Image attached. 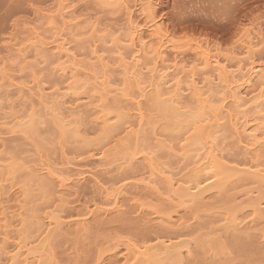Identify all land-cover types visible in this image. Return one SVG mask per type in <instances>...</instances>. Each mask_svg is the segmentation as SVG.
I'll list each match as a JSON object with an SVG mask.
<instances>
[{"label":"bare ground","instance_id":"6f19581e","mask_svg":"<svg viewBox=\"0 0 264 264\" xmlns=\"http://www.w3.org/2000/svg\"><path fill=\"white\" fill-rule=\"evenodd\" d=\"M56 1L59 3V5H62V8L60 6L59 11L56 14L54 13V15L57 16V18H56V16L54 18V15H53V17H49V18L58 19V17H59L60 21H59V19L55 20V21H56V25H57V23H58V25L60 23V27L57 25L58 27L55 28L54 27L55 25L53 22L52 25H54L53 26L54 31H53L51 38H50V39H52V41L47 42V43H50L49 46L51 45L48 48L49 50L51 48L50 54L48 56L50 57V60L53 63L58 62L57 63L59 65L58 67H60L58 69L60 72L59 75H61L59 77H61V78H62V76L64 77V80L61 78H60V80H63L62 82L66 83L67 80H70L71 78L73 79V76L76 74V72L78 74V72L80 70V69H78V71H77V68H78L77 65L78 64L74 58L75 56H73L72 53L70 54L71 50H69L68 45H71V42H70L71 40L69 38H65L67 36L66 35L67 30H69L68 32L71 34L70 35L68 33L69 37H71L72 34L74 35L77 32H74V27L73 28L70 27V26H72V22H73L72 19L73 18L71 15H69V13H72V12H69V10L67 11V8H69V7H65L63 5V0H56ZM99 1L101 3H103V2H106L107 0H99ZM113 1H114V5H115V3L119 2L120 0H113ZM125 1H127V0H125ZM133 2L136 4V5H134L132 3L134 6L133 8L135 10L132 9L131 5H129L130 8L126 7L124 5L126 3L123 2L124 3L123 4L124 10H126V16H125L126 21H127L126 25L129 29L130 33L128 35L126 34L127 35L126 39L122 38V39H125L124 41H122V39H118V38H114L115 40H113V39L111 40L112 43L117 44L116 46H114V48L117 47V49H115V50H119L122 48L123 50L126 49V51H127V53H125V51L122 52L125 55H123L122 53L119 54L120 62H121V65L119 66L120 72L118 71V65L116 66V68H117L116 70L119 73V75H117V77L118 76L119 77L118 78L116 77L117 79H114V80L106 81L107 79L105 77H107L106 74L110 71V69H108V68H107V70L102 69L103 70L102 72L100 70V72H101L100 78H98L99 76L96 75L97 77L95 78V80H93L94 84L91 83V85H94V87L91 86V87H93V89L91 87L89 88L93 91L92 92L93 95H91V97L94 96V99L97 102H100L101 104L106 105V103H108L107 100L111 99L109 97H113L112 102L114 104H116V107L113 104L114 107L112 106V108H113L112 110L109 109L110 111H107V109H106L105 113H103V111H102V113H103L102 117L99 114L100 115L99 117H101V122H99L101 127L100 126H99L100 128L98 127L99 128L98 132H100V133H97L98 136L96 135L97 137L95 139H93V138L90 139L91 137L88 136L87 133H85V131L83 130L84 128L83 129L81 128V126L83 124L81 125V123L78 121L80 119H77L78 118L77 115L79 116L80 110H79V112L75 113L71 109L75 110L76 108H69V106L67 107V102L71 98L68 99L67 101L63 100V98L66 97L67 95H69L71 93L72 89H71V87H65L66 85L64 87H62L64 84L61 86L62 83H60L61 81H58L59 79L56 80L58 82H56V81H54V82L57 83V86L60 85L62 88L56 89V87H55V89L57 90V92L55 90V92H56L55 95L52 93V92H54L53 90H51L52 92L46 91V93H45V89L44 90L41 88L36 89V87H35L34 90L36 89V91H34L33 86H30L32 88H26V91L24 90V93L21 89V92H22L23 96H25V94H27V98L29 100H31V101H29L30 104L34 101L32 99L35 98L36 101H34L33 103L36 105L38 104L40 106L39 107L40 109L42 107V110L43 111L45 110L46 113L48 111L47 115L45 113H42V114H43V116L44 115L48 116V117L51 116L50 120L52 122H54L55 126L54 125L53 126L55 127V129L57 130V128H58L57 132H59V133L61 132L63 137L60 134H59V136L62 137V140H63L65 134L69 135L71 137L72 141L74 140L77 144H79V149H81V150H78V151H81V152H79V155H82V156L84 155V156H87V158L95 160L97 167H100V168L101 167H108V166L112 165L113 163H116L120 160V161H122V163H119L120 162L119 161L118 162L119 164L116 167L114 164L113 167H115L117 171L119 169H122V168L124 169L125 166L128 168L130 161L134 160V157L137 154L141 153L139 155H141V157H142L141 159L144 162L143 164L145 165V168L147 169V173H148L147 175L148 176L147 177L144 176V178H141L137 182L133 183V186H132L133 194L136 195L138 193V190L149 191V192L154 194V196L152 198L155 197L157 202H158V200H161L160 203L164 202V204H165V202H166L167 205H169V208L172 209V210L171 209L168 210L169 213H166L168 211L167 210L165 211L164 209H163L164 211H162L164 213L159 212V210L158 211L152 210V216H153L152 221L156 222L157 227H160L159 228L160 230L163 229L165 231H171V233H172V231L176 227H179L180 225L184 224L183 222H181L182 221L181 219L183 217H180V216H182L180 213L185 214L186 212L190 211L192 208H196V210L194 209L195 211H199V210H201V208H205L206 211H208L207 213L209 214V216L213 215V217L214 216L219 217L218 221L217 220L216 221L219 223V229L220 230H218V231H221V233L220 232L219 233L222 235V236H220V234H219L220 238L214 239V237H217L218 234L216 236L215 235L216 233H215V234H213L215 236L213 237V235H212V237H211V235H210L211 232H210V234L208 232L210 237L213 239L212 240L207 239L208 242L205 245L206 246L209 245V247H207V248H210V246H211L212 247L211 249H213V251H216V252H219V254L220 253L222 254L225 252V250H226L225 247L227 245L225 244L226 246L224 247L222 245L223 242L221 244V241H219V240H221L223 238L226 239L227 237L237 238L241 234L246 235L250 231H254L255 229H253V228H255L259 222H262V221L264 222V169L260 168V166H261V165L259 166L260 162L257 163L260 160V158L264 157V59H263V62L261 64L256 63V61L254 60V57H255L254 52L256 50L258 51V48L261 46H262L261 47L262 50L264 49V33L262 34V32L260 33V31L259 32L254 31L255 33H252L250 28H249L250 30L245 29L243 31L244 33H242V35L240 37V39L244 37V40L242 41V39H241V41H240L241 42L240 52L234 53V51L229 50L230 54L228 53V55L225 57H222L221 54L218 53L217 51L212 52L210 50V47L207 44L202 45L199 43V45L195 44L194 47L192 45H191V47L189 46L190 50L192 49L194 51V53L199 56L198 58L201 61V66L205 70V71H203V73L206 72V74H207L206 77H204L205 73L204 74L202 73L203 77L198 78V74L201 73L200 69L198 71L200 73L197 72L198 73L197 74V73H195L196 71L194 72L193 69H191L190 71L185 70L184 65L181 64L180 59L178 58V55L182 54V53L178 52V51L181 50L180 47L181 48H183V47L178 45L176 43L177 41L174 43L172 42L173 44L171 43L170 40L174 41L173 38L172 39L169 38L170 37L169 34H171V33H169L167 28H165L163 26V21H164L163 19L165 17L163 18V16L161 14L160 15L158 14L159 16H157V15L155 16V12H157V13L159 12V10L156 11L157 10L156 0H133ZM97 3H98V1H97ZM97 3H96V5H97ZM55 4L56 3L54 2V5ZM118 5H116V7L119 9V11H121L122 6H121V8H119ZM184 5H185V3H184ZM106 7L109 8V6H106ZM111 7L114 9L115 6L114 7L111 6ZM111 7H110V9H111ZM113 9H111V10H113ZM118 9H117V11H118ZM170 9L177 11V8H174V7L170 8ZM115 12H116V10H115ZM124 12L125 11H123V14H125ZM135 12H138V14H140V16L142 17V18L140 17L141 19L144 18L143 22L145 21V19L147 20L144 22L145 24L141 25L138 23V21L136 20V17L134 18V16H133V14ZM162 12H163V9L160 10V13H162ZM67 14H68L69 19L66 18ZM134 15H136V14H134ZM74 16H75V14H74ZM47 20H48V18H47ZM49 21H50V19H49ZM50 22H52V20ZM165 22H168V21H165ZM145 25H147V26L144 27ZM65 28L67 29L65 31L66 33L65 32L63 33ZM144 28H146V30H148L149 33L146 30L145 31L149 35L148 34L146 36L143 35ZM76 30H77V28H76ZM98 30L99 29H97V32H98ZM249 31L251 32L250 34L247 33ZM146 32H144V33H146ZM101 33H102V31H101ZM79 34H78V36H79ZM45 36H46V34H45ZM90 36H91V34H90ZM97 36H99V33ZM102 36L100 35V38ZM105 36L107 37V35H105ZM109 36H108V38H110ZM111 36H113V35H111ZM73 37H71V38H73ZM75 37H77V36H75ZM79 37H77V38H79ZM106 37H103V38L105 39ZM87 39H91V38H87ZM96 39H98V37ZM75 40L78 41L79 39H75ZM100 40L101 39H99V41ZM68 41L70 42V44ZM80 41H81V39H80ZM103 41H106V40H103ZM109 41H110V39H109ZM153 41H154V43L152 44ZM92 42L90 43L91 45H92ZM106 43H107V41H106ZM112 43H111V45H113ZM37 44H38V42H37ZM41 44H42V42H41ZM102 44H103V42H102ZM175 44H177L180 47L178 48ZM32 46H34V45H32ZM46 46H48V44ZM46 46H45V48H46ZM105 46H106V44H105ZM174 46L178 49H176ZM255 48H257V49H255ZM70 49H72L71 46H70ZM83 49H84V47H83ZM34 50L36 51L35 52V55H36L37 49L33 48V51ZM42 50H44L43 47H42ZM46 51H48V50L46 49ZM236 51H239V50H236ZM43 52L45 53V50ZM168 52H170L172 54L171 57L167 56ZM262 53L264 54V52H262ZM240 54L243 56L239 57ZM22 55H24V53ZM44 55L41 54L40 57H43ZM90 56H91V53H90ZM117 56H118V54H117ZM93 57H94V55H93ZM221 57L224 59L222 60ZM44 58H45V56H44ZM91 58L89 57L90 60H91ZM94 58L96 60V56ZM62 60H63V62L59 63ZM228 60L229 61L233 60L234 61L233 64L228 63L227 62ZM23 61H25V59H23ZM44 61H46V59ZM93 61H94V59H93ZM117 61H119V60L117 59ZM52 62H50V63H52ZM78 62H79V60H78ZM98 62L97 61L94 62L95 64L97 63L96 64L97 67H98V64H100ZM26 63H28V62H25V64ZM53 63H52V65H53ZM112 63L113 62H111V64ZM25 64L23 65L24 70H25V66L27 67L29 65V64H27V65H25ZM65 64H67V65H65ZM84 64H85V62L83 63L82 66H85V65L88 66L87 65L88 63L85 65ZM102 65H103V63H102ZM112 65H114V64H112ZM199 65H198V67H199ZM82 66H81V68H82ZM89 66L92 68L93 63H92V66L90 64H89ZM33 67H31V68H33ZM198 67H196V68L198 69ZM99 68L100 67H98V69ZM114 68H112L111 70L113 71ZM3 72H5V71L3 70ZM56 72L58 74V71H56ZM9 74H10V72H9ZM111 74H110V76H111ZM182 75H184V78H186V81H187L186 85H184V82L182 84V81H183V80H181ZM86 76H87V74H86ZM76 77L74 76L75 81L77 82ZM109 79H110V77H109ZM55 83H53V85ZM114 83H117V84L114 85ZM82 84H79L78 88L79 87L81 88ZM112 85H114V86H112ZM85 86H87V85L85 84ZM85 86H83V87L85 88ZM75 88L77 89V86L76 87L74 86V90H75ZM16 90L17 89H15V91ZM18 90H20V89H18ZM46 90H48V89H46ZM76 91H74V93ZM23 96L21 95V99H23ZM71 96H73V95H71ZM73 98H72V100H75V97H73ZM25 99L23 101L24 103H25ZM76 102H79V101L77 100ZM27 103H28V100H27ZM33 103L30 106H29V103L26 104V107H25L26 109L23 108V111H21V112H17V111L14 112L15 110L14 111L11 110V112L12 111L13 112L9 113V114H7L8 112L5 113V110H2L0 108L1 109L0 111H2L3 114L4 113L6 114V115H2V113H0V115H2V116H0V126L7 128L9 134H11V133L15 134L16 132H19V133L20 132H29L31 134H35L33 132L37 129L36 127L38 126V130H39V127H40L39 125L43 124L42 122L46 117L44 116V119L42 120L43 116L38 114L41 111V110H39L38 105L35 107H37L39 111L36 110L37 113L34 112V109H33L34 104ZM68 103H71V101ZM73 103H74V101H72L71 105H73ZM100 103H99V105H100ZM105 105H103V106L100 105V106H102V108L105 109L104 108ZM22 106H23V103H22ZM95 106H97V105H95ZM100 106H97V108ZM110 108H111V106H110ZM4 109H6V108H4ZM7 109H9V108H7ZM64 109H65V111L67 110L68 112H64ZM76 110H78V109H76ZM98 112H97V114H98ZM95 113H96V111H95ZM99 117H97V120ZM99 123H97V124L99 125ZM148 125L151 126L150 127L151 128V136H152L151 139L153 142V147L149 148V150L143 149L144 151L143 150L138 151L139 143H140V140L142 138V132H145V128H147ZM1 128L2 127H0V129ZM3 129H1V130L3 131ZM1 130H0V132H1ZM3 132L5 133L6 131H3ZM96 132L93 134H96ZM67 135H65V137ZM1 136H3V134ZM31 137H32V135H31ZM32 138L37 139L38 136L35 135V138H34V135H33ZM226 138H228V139L231 138L232 142L238 148H240V151L242 150V153L246 157H250L249 160L251 159V161L248 160L249 162L248 161L243 162L244 161L243 160L240 162L239 160L234 161L235 159L233 160L232 157H231L232 159H229L230 156L227 158L226 154L229 150L231 151V149H229L227 151H225V149H224V151H223L221 148H219L220 144H222V143H220V144L218 143V142H220L218 140H222V139L227 140ZM59 139L61 141V138H59ZM59 139L57 140L58 142H59ZM224 141H223V143H224ZM61 142L58 143L60 146H62V144H63V142H62V144H61ZM64 142H65V140H64ZM234 144H233V146H234ZM36 145H38V144H36ZM94 146H96V148L98 146L99 147L97 149H94L93 148ZM236 146H234V147L236 148ZM222 147L224 148L223 145H222ZM37 148H36L37 150H42L38 146H37ZM164 151L169 155V157L170 156L171 157L174 156L172 158L177 157L176 160H178L179 162L181 160H183L184 165L181 166L182 168L179 166L181 169L177 170L176 173H174V172L172 173L170 170L171 168L168 169V168H165V166H164V168H162L160 161L159 162L157 161V159L160 160V158L156 157V154H158L157 152L165 153ZM59 152H61V151H59ZM223 152L226 154H224ZM167 154H165V156H168ZM160 156L161 155H159L158 157H160ZM64 159H65V157H64ZM62 161H61V165H62ZM65 161H66V159H65ZM65 161L63 162V164H65ZM68 161H67V163L69 165L70 163ZM127 161L129 163L128 166L126 163ZM8 163L9 164H7L4 167V169L6 171L4 174L8 175L9 178H6L5 175H4L5 177L3 178V176H2V178L9 180L10 177H13V179H14V177H15L14 171L16 173V171H18V169L14 168L15 166L13 167V165H12L13 163H15V161L12 162L11 165H10V162H8ZM41 164H43V163H41ZM91 164H92V162H91ZM176 164H178V163H176ZM81 165H82V163H81ZM162 165H164V164H162ZM34 166H35V164H34ZM17 167H18V165H17ZM1 168L3 171V167H1ZM18 168L21 169V167H18ZM49 168L50 167H45L44 164L39 165V167L35 166V167L31 168L32 171H30V170L29 171L32 173H30L28 171L30 173V174L29 173L28 174L29 175L32 174V175H31L30 181L29 180L28 181H29V183L31 182L35 186H38L37 187L38 190L42 189L44 191V193H46L47 195H50V196L55 195V200H56L55 202H58L57 205L59 204L60 208H61V205L62 206L64 205L63 203H64L66 197L68 196V195L66 196V193L68 191L67 188L70 189L71 186H75V184L78 183L83 178V176H82L83 172L78 174L77 172H81V171H77L76 172L77 174H72L71 173L72 170H70V173L72 175L68 176V175H70V173H69V171H66V173L68 172L67 173L68 175L66 176L61 171L62 168L59 169V171L62 173H57L58 172L57 169H56L57 171L54 170V173H53V169L52 168L49 169ZM123 169H122V171H123ZM67 170H69V169L67 168ZM90 170H92V169H90ZM125 170L126 169H124V171ZM178 171L185 172V174L183 173L181 175ZM86 172L87 171H85V173ZM85 176H84V178H85ZM177 176H178V178H176ZM126 177L127 176H125V178ZM125 178H121V180L118 179L116 182L119 183V182L126 181ZM13 179L11 178V180H13ZM11 180H9L10 184L13 185L12 184L13 181L11 182ZM0 181L2 182L5 180H0ZM238 181L242 182L241 184L242 185L244 184V186H247V187L250 185H255V188H257V189L256 190L253 189L252 191L250 189V191H249V189L247 188L248 191L243 192V194L240 193V194L234 195V193H231V195H232L231 196L230 192H228L229 191L228 189L231 188L232 184H234L235 182H238ZM5 182L7 183V181H5ZM94 182H98V181H94ZM116 182H114V183H116ZM128 182H130V181H128ZM29 183H25V185L29 184ZM117 183H116V185H117ZM32 184H31V186L34 187V185H32ZM120 184H123V183H120ZM124 184H125V182H124ZM126 184H127V182H126ZM69 185H71V186H69ZM95 185H97V183H95ZM13 186H15V183ZM21 186L23 187L24 184L20 185L19 188H21ZM10 188L11 187H9V190H10ZM23 188H22L23 190L19 189V191L20 190L22 191L21 196H23V199H24V197L29 198L32 195L30 192L34 191L33 188H32V190H30L31 187L27 188V185L24 186ZM124 188H125L124 185H122V186L119 185V186L115 187V184H114V186L112 184V187L110 185L107 188H99L98 191H99V193L101 191L100 194H101V197L103 198V200L100 203L101 206H99L100 204L98 206H97V204L94 205L95 206L94 210L95 211L97 210V212L98 213L100 212V214H104V216H105V214L107 215V213H110V212H112V213L113 212L114 213L120 212L122 207H123V204H122L123 198L122 197L125 195V192H126L124 190ZM136 189H137V191H136ZM253 191L255 193L256 192L259 193L257 195V197L252 198L253 197L252 196ZM4 193H7V192H3V194ZM44 193H42V194H44ZM3 194H0V195H3ZM33 197L34 196H32L31 199L34 200L35 198H33ZM46 197H45V199H46ZM215 197L221 198L219 201H221L223 203L222 207H219V205H217L218 206L217 207L216 204L214 206L213 200L216 199ZM242 197H245V198H243L244 200L237 202ZM52 198L54 200V196ZM26 200L24 199L23 202L29 203L28 199H26ZM131 200H134V199H131ZM29 201L31 204L32 200H29ZM136 201H138V200H136ZM2 202H3V200H2ZM27 203H26V205H27ZM45 203H47V202H45ZM134 203H136V205L138 204L137 205L138 209H142V210L148 209L147 207H144L143 205H141V203L140 204L137 202H134ZM216 203H218V202H216ZM48 204H50L51 208H52V206L54 207V205H51V203H48ZM53 204H55V203H53ZM219 204H220V202H219ZM26 205L20 206V208L21 207L23 208V209L21 208V210H24ZM57 205H55V208H52L51 210L47 209L48 212L46 210L47 213L44 216H40V215L34 216V214H35L34 209L37 208L36 206L33 207V210H32L34 213L33 215H32V211H29L30 208L28 209L29 214H28V211H26L27 209L25 208V212L27 213L26 216H30L29 217L30 222L27 218L23 217V219H22L21 215L25 214V212L23 213L22 211L19 210L20 209V208H18L19 205H15L16 207L18 206L16 209L17 210L16 212H19L17 218L21 217V219L18 218L19 220H15V221L17 222V225L20 226L21 228H19V227H18L19 229L16 228L15 236L13 238L14 240H12L13 242H8V241H11L10 239L13 237V233L15 231L13 229H15V228L12 229L13 233L11 231V233H12L11 238H9L11 236L9 234V232L11 230L10 225L8 226L6 224L9 227V232H8V230H5V231H7V233L6 232H5V234H3L4 232H2V234L0 233L3 236L5 235L6 237L9 235V237H7V238L4 237L5 239L2 238V236L0 237L2 239L1 243H0L1 244L0 245V264H54V262L52 261V258H53L52 253L53 252L50 251V250H52V248H50L51 244L56 240V238L62 237L63 235L64 236H67V235L72 236L71 234H73V230H75L73 228V230L71 231L70 230V229H72V226H71L70 229L67 230V232L65 234H62L63 232H61L62 231L61 229H64L67 226L66 225L67 223L65 224L66 225L65 227L61 228L62 225L65 223V222H63L64 216L62 215L63 216V218H62V216L59 215L61 213L58 212L59 211V209H58L59 205H58V208H57ZM159 205L161 206V204H159ZM0 207H1V204H0ZM26 207H28V205ZM155 207H158V205L157 206L155 205ZM162 207L165 208L166 204L163 205ZM2 208H3V206H2ZM7 208H9V207H7ZM13 209H15V208H13ZM44 209H45V207H44ZM166 209H168V208H166ZM205 209H203V210L205 211ZM2 210L3 209L0 208V211H2ZM5 211H6V209H5ZM38 211L39 210H37V212ZM83 211L85 212V210H83ZM93 211H91V212H90V210H89V212L86 211V213H84V214L82 213L83 214L82 216L84 217V215H86V217H87V216L92 215V214L94 215L95 211L94 212ZM170 211H171V213H170ZM8 212L4 213V211H3V214H5L4 216L7 217ZM60 212H63V210H60ZM191 212H194V211H191ZM6 213H7V215H6ZM10 213H11V211L9 212V216H10ZM98 213H96L97 216H100V214L98 215ZM16 214H14V215H16ZM79 214L77 215L78 217L81 216V213H79ZM0 215H1L0 216V222L2 223L3 220L5 219V217L2 214H0ZM33 216H34V218L37 217L38 220H40L39 223H37L36 219H35V222H34V220L31 221V219H33ZM82 216H81V218H82ZM209 216H208V218H212L211 216L210 217ZM39 217L41 219H39ZM193 217H197V216L193 215ZM193 217H190V219ZM8 218L9 217H7V219ZM11 218H13L12 214L10 216V219ZM14 218L17 219L15 216H14ZM88 218L89 217H87V219ZM96 218H98V217H96ZM24 219H26V220H24ZM84 220H85V218L74 221L76 223H74L72 225H75V226L77 225V227H81ZM16 222H13V223H16ZM33 222H34V224H31ZM217 222H216V224H217ZM13 223L11 222V224H13ZM85 223H86V221H85ZM85 223H84V225H85ZM3 224H4V222H3ZM3 224L0 226H3ZM8 224H10V223H8ZM185 224H187V223H185ZM208 224L210 226V224L213 225L214 223L210 222ZM6 225L4 227H6ZM33 225H34V227H33ZM7 228H5V229H7ZM1 229H3V227ZM79 229H83V226H82V228H76V230L74 231L75 234H73V235H77L79 231L80 232L83 231V230L81 231ZM76 232H77V234H76ZM189 234H191V233H189ZM208 234H206L207 237H209ZM175 235L169 236V235H166V233L164 234V232L158 233V234L152 235L154 237L148 238L146 241L140 242V244H138L139 242L134 243V242H130V241H126V242L121 241V243L123 244V245L122 244L121 245L124 246L125 252L123 251L124 254L121 256L120 259L116 260L115 264H190V262H192V260L190 261V258L193 254L192 249H194L193 246L195 245L194 244L195 240L194 239H193L194 241L191 240L192 238L190 237V240L184 238L183 239L184 241H180V238L178 237V235H180V234L177 235V233H176ZM261 235L263 236L262 232H261ZM121 237H123V236H121ZM193 237H194V235H193ZM177 240H179V242ZM196 241H198V240H196ZM119 243H117V244H119ZM117 244H115V245H117ZM118 246L119 245H117L116 247H118ZM206 246H205V250H207ZM103 248L104 247H102L101 249H103ZM112 250L113 249L110 246V250H109V252L107 250V253H110V251H112ZM99 252H101V251H99ZM123 252H121V253H123ZM97 253H98V250H97ZM102 253H104V252L98 253L99 255H96L97 256L96 257L97 260L95 261L96 264H104L103 263L104 259L103 260L101 259V257L104 255ZM208 253H210V252H208ZM116 254H117V252H116ZM118 254H120V251ZM193 255H196L195 252ZM110 264H114V263H110Z\"/></svg>","mask_w":264,"mask_h":264},{"label":"rangeland","instance_id":"374dc122","mask_svg":"<svg viewBox=\"0 0 264 264\" xmlns=\"http://www.w3.org/2000/svg\"><path fill=\"white\" fill-rule=\"evenodd\" d=\"M97 1L100 5L97 3ZM97 1L96 0H63V5L65 7H69V8H67V11L69 10V12H72V13H69V15H71L73 18L72 19L73 20L72 26H70V27H72V28L74 27V32H77L78 34L80 33L79 36L81 35L79 37L77 33H75L76 35L72 34L71 37H73V36L79 37V38L73 37L74 38L73 39V38L68 36L69 30H67L65 28L63 31V33H64L67 30V33L66 32L65 33L68 37L65 35L66 36L65 38H69L71 40L70 41L68 39L71 42V45H68L69 50H71L70 54L72 53L73 56H75L74 58L78 64L77 65L78 66L77 71H78V69H80L78 74L76 72V74L74 75L75 77L77 76L76 77L77 82L75 81V78L73 76V79L71 78L70 80H67L68 83L67 82L63 83L62 81L64 80V77L63 76H62V78L59 77L61 75H59L60 72L58 69L60 67H58L59 66L57 64L58 62L53 63L50 60V57L48 56L50 54V51H51V48H50V50L48 48L51 45L49 46L50 43H47L48 41L49 42L52 41V39H50V38H51V35L54 31L53 28L54 27L56 28L58 26L60 27V23H59V25L57 23V25H58L57 26L56 21H55V20H58L59 17H58V19H53V18H49V17H53L54 13L56 14L59 11L60 6L62 8V5H59V3L56 0H0V71L2 72V73L0 72V97H1L0 103L2 104V105L0 104V108L2 110H5V113L8 112L7 114H9V113H12L14 110H15L14 112H16V111L21 112V111H23V108L26 107V104L29 103V106H30L34 101H36L35 98H33L32 100H34V101L30 104L29 101H31V100H29L27 98V94H25V96H23L21 89L24 93V90L26 91V88H32L30 86H33V90L35 87H36V89L41 88L43 90L45 89V93H46V91L52 92L51 90H53L55 92V90L57 88L59 89V88H62L66 85L65 87H71L72 90H71L70 94L73 95V96H71L69 94L63 98V100H66V101L71 98L68 101V102L71 101V103L67 102V107L69 106V108L78 109V110L71 109L75 113L79 112V110H80L79 116L77 115V117H78L77 119H80L78 121L81 123V125L83 124L81 126V128L82 129L84 128L83 130L85 131V133L88 134V136L91 137V138L89 137L90 139H92V138L95 139L98 136L97 133H100L98 131H99V128L101 127L99 122H101V117H102L103 113L106 112V109H107V111H110L113 109L112 108V106L114 104L112 102L113 97H109L111 99L107 100L108 103H106L107 101L105 102L106 105L101 104L100 102H97L94 99V96H92L93 98L91 97V95H93V93H92L93 91L89 88L91 86L94 87V85H91V83L94 82L93 80H95V78L97 76H99L98 78H100V75H101L100 73L105 69L107 70V68L110 69V71L109 72L107 71L108 73L106 74V76L108 78L105 77L107 79L106 81L114 80V79H117L119 77V76L117 77V75H119V73L116 70L117 69L116 66L118 65V71H119V66L121 65L119 54L122 53L123 51H125V53H127V51H126V49L123 50L122 48L119 50H115V49H117V47L114 48V46H116L117 44L112 43L111 40L112 39L115 40L114 38H118V39L125 38L126 39V36L130 33V31L126 25L127 24L126 17H125L126 16V10H124L123 4L126 3V4H124L126 7H129V5H131L132 9H134L133 4L134 5H136V4L133 2V0H127V1L120 0L119 2H117L120 6L117 3H115V5H114L113 0H107L106 2H103V3H101L99 0H97ZM54 2L56 3L55 5H54ZM96 3H97V5H96ZM184 3H185V5H184ZM116 5H118L119 8H121V6H122L121 11H119V9L116 7ZM156 5H157L156 11L159 10V12L158 13L155 12V16L156 15L159 16L161 14L163 16V18L165 17L163 19L164 20L163 26L165 28H167L169 33H171V34H169V36H170L169 38L170 39L173 38V40H174V41L170 40L171 43L172 42L174 43L177 41L176 43L183 47V48H181L180 46L175 44L178 48L180 47V49H181L180 51H178V52L182 53V54L178 55V58L180 59L181 64L184 65L185 70L190 71L191 69H193L194 72L196 71L195 73H197L200 69L201 73L200 72H198L200 74L197 73L198 78H202L204 73H205L204 77H206L207 74H206V72L203 73V71H205V70L201 66V61L198 58L199 56L196 55L192 49L190 50L191 45L194 47L195 44L199 45V43L202 45L207 44L210 47V50L212 52L217 51L218 53L221 54L222 57H225L228 55V53L230 51H234V53L240 52V48H241V46H240L241 42L240 41H241V39H242V41L244 40V37L241 39H240V37H241L242 33H244L243 31L245 29L250 28L252 33H255L254 31H257V32L260 31V33L262 32V34L264 33V0H156ZM106 6H109V8ZM111 6H113V7L115 6L114 9ZM172 6L174 8H177V11L170 9V8H173ZM110 7L113 10H111ZM160 8L163 9L162 13H160V10H161ZM117 9H118V11H117ZM115 10H116V12H115ZM123 11H125L124 12L125 14H123ZM74 14H75V16H74ZM134 14L137 15L138 12H135ZM134 14H133V16H134V18L136 17V20L138 21L139 24H141V25L145 24L144 22L147 21L146 19L143 22L144 18L141 19L142 17L140 16V14L137 15L138 17ZM55 16L56 15H54V18H55ZM199 17L200 18L202 17V18L200 19ZM47 18H48V20H47ZM56 18H57V16H56ZM66 18H68V14L66 15ZM49 19H50V21L52 20V22H50ZM59 21H60V19H59ZM165 21H168V22H165ZM53 22H54L55 26L52 25ZM146 26L147 25H145L144 27H146ZM76 28H77V30H76ZM97 29H99L98 32H97ZM145 30H146V28H144V31H143L144 36H146L149 33L148 30H146L148 33ZM101 31H102V33H101ZM144 32H146V33H144ZM251 32L249 31L247 33L250 34ZM98 33H99V36H97ZM45 34H46V36H45ZM90 34H91V36H90ZM100 35L101 36L103 35V36L100 38ZM105 35H107V37ZM111 35H113V36H111ZM96 36L98 37V39H96L97 38ZM108 36L110 38H108ZM103 37H106V38L104 39ZM87 38H91V39H87ZM75 39H79V40L77 41ZM80 39H81V41H80ZM99 39H101V40L99 41ZM109 39H110V41H109ZM125 39H122V41H124ZM103 40H106L107 43H106V41H103ZM37 42H38V44H37ZM41 42H42V44H41ZM70 42H69V44H70ZM91 42H92V45L90 44ZM102 42H103V44H102ZM111 43L113 45H111ZM153 43H154V41L152 42V44ZM47 44H48V46H46ZM105 44H106V46H105ZM32 45H34V46H32ZM45 46H46V48H45ZM70 46L72 49H70ZM101 46L103 48L104 47L105 48L103 49ZM32 47L34 49H37L36 55H35L36 51L35 50L33 51ZM42 47L44 48L45 53L43 52L44 50H42ZM83 47H84V49H83ZM261 47L258 48V51L256 50L254 52V56H255L254 60L256 61V63H260V64L263 62V59H264V57H263L264 54L262 53V52H264L263 51L264 49L262 50ZM178 48H176V49H178ZM46 49L48 51H46ZM255 49H257V48H255ZM236 50H239V51H236ZM170 52L167 53V56H169V57L172 56V54H171L172 52L171 53ZM23 53H24V55H22ZM90 53H91V56H90ZM41 54H43V55L45 54L44 55L45 58H44V56L40 57ZM117 54H118V56H117ZM93 55H94V57L96 56V60L93 57ZM123 55H125V54H123ZM241 56H243V55L240 54L239 57H241ZM89 57L90 58L92 57L91 60L89 59ZM22 58L25 59V61H23ZM116 58L119 61H117ZM45 59H46V61H44ZM93 59H94V61H93ZM223 59L224 58H222V60ZM78 60H79V62H78ZM96 61L97 62L99 61L98 63H100V64H98V67H100L101 69L100 68L98 69V67L96 65L97 63L96 64L94 63ZM25 62H28V63L25 64ZM50 62H52L53 65ZM62 62H63V60L59 63H62ZM84 62H85V64L88 63L87 64L88 66H86L85 64H84L85 66H82ZM111 62H113L112 64H114L115 66L112 65ZM227 62L230 64H233L234 61L228 60ZM92 63H93V67L91 68L89 66V64L92 66ZM102 63L105 67L102 65ZM24 64L25 65L29 64L27 67L25 66V70L23 68ZM65 65H67V64H65ZM198 65H199V67H198ZM81 66H82V68H81ZM31 67H33V68H31ZM196 67H198V69ZM112 68H114L113 71L111 70ZM3 70L5 72H3ZM100 70H101V72H100ZM56 71H58V74ZM9 72H10V74H9ZM86 74H87V76H86ZM110 74H111V76H110ZM109 77H110V79H109ZM60 78L63 80H60ZM57 79H59L58 81H61L60 82V83H62L61 86L64 84L62 87L60 85L57 86V83L54 82ZM181 80H183L182 84H183V82H184V85L187 84V81H186V78H184V75L181 76ZM58 81H56V82H58ZM81 82L82 83L84 82V83L82 84ZM53 83H55V84L53 85ZM79 84H82V86L80 85L82 89L80 87L78 88ZM85 84L87 86H85ZM116 84L117 83H114V85H116ZM114 85H112V86H114ZM74 86L75 87L77 86V89L75 88V90H74ZM83 86H85V88ZM55 87H56V89H55ZM93 87H91V88L93 89ZM15 89H17V90L15 91ZM18 89H20V90H18ZM36 89L34 91H36ZM46 89H48V90H46ZM74 91H76L75 92L76 94L74 93ZM54 92H52V93L55 95L57 90L55 93ZM21 95L23 96V99H21ZM73 97H75V100H72ZM24 99H25V103L23 102ZM27 100H28V103H27ZM77 100L79 102H76ZM72 101H74L73 105H71ZM22 103H23V106H22ZM99 103L102 106L105 105L106 106V107L104 106L105 109H103L102 106L99 105ZM37 105L36 104L33 105L34 112H36V110L37 111L41 110L38 113L39 115L43 116L42 113H45L46 115L48 114V111L46 113V111L44 110L45 111L44 112L42 110V107H41V109L39 108L40 107L39 105H38V108H39V110H38V108L35 107ZM95 105L100 106V107L97 108V106H95ZM110 106H111V108H110ZM114 106L116 107V104H114ZM4 108H6V109H4ZM7 108H9V109H7ZM11 110H13V111L11 112ZM95 111H96V113H95ZM102 111H103V113H102ZM64 112H68V111L67 110L65 111V109H64ZM97 112H98V114H97ZM0 113H2V111H0ZM5 113L4 114L2 113V115H6ZM99 114L101 115V117H99L100 116ZM2 115H0V116H2ZM44 116L42 117V120L44 119ZM45 117L46 118L42 122L43 124L39 125L40 126L39 130H38V126H37L36 127L37 129L33 132L35 134H31L29 132H20L22 134L21 135L19 132H16L15 134L13 133L14 134L13 135L12 133L9 134L7 128L0 126V127H2L1 129H3V128L5 129V130L3 129V131H6L4 133L0 129L2 132V133L0 132V168L3 167V171H4V172L2 171V168L0 169V180L7 181V183L5 181H2V182L0 181V192H1L0 194H3V192H7V193H4L3 195H0V199H1L0 201L2 202V200H3V202H2L3 204L0 202V204H1L0 208L3 209L2 211H0V214H2L4 216L5 214H3V211H4V213L11 211L10 216L12 214V217H13L10 219L9 212H8V216H7V217H9L8 219L6 216H4L5 217V219L3 220L4 224H3V222L2 223L0 222V225L3 224V226H0V233L1 234H2V232H4L3 234H5V232L7 233V231H5V230H8V232H9L8 226L10 225L11 230H10L9 234L11 236L9 237V235H8L7 237L11 238L13 230H15L13 233V237L10 239L11 241H8V242H13L12 240H14L13 238L15 236L16 228L17 229L21 228L20 226L17 225V222L15 220H19L18 218L21 219V217L23 219V217H24V218H27L30 222V218H29L30 216H26L27 213L25 212V208L27 209L26 211H28L29 208H30L29 211H32L33 207L36 206L37 208L34 209L35 214L32 211V215L34 214V216H38V215L44 216L48 212L47 209L51 210L52 208H55V205H57V203H58V202H55L56 201L55 195H53L54 196V200H53V198H52L53 196L47 195L46 193H44V191L42 189L38 190V188H37L38 186H35L31 182L29 183L31 175H32V174L29 175L30 173H32V172H30V171H32L31 168H33L35 166L39 167V165L44 164L45 167L52 168L53 173H54V170L55 171L58 170L57 173L63 172L64 175H66V176L68 175L67 174L68 172L66 173V171H69V173H70V170L73 171V172L71 171L72 174H77V173L79 174V173L83 172V175H82L83 178L78 183H76L75 186L69 185L72 188L71 187H70V189L67 188L68 191L66 193V196L67 195L68 196L66 197V199L64 198L65 199V201L63 203L64 205L63 206L61 205L62 209L60 208L59 204H58L59 208L57 205V208L59 209V211L58 210L57 211L59 213H61L59 215L60 216L63 215L65 218L64 219L62 216V218L64 220L63 222H65V223L63 224L64 226L62 225L61 228L65 227L67 225L64 229H61L62 230L61 232H63L62 234H65L67 232V230L70 229L71 226H72V229H70L71 231L73 230V228L76 230V228H82V226H83V229H79V230H81V231L83 230V231L80 232L78 230L80 233L77 231L78 234L76 232L77 235H73V234H75V232H74L75 230H73V234H71L72 236H68V235L64 236L63 235L62 237L56 238V240L51 244L52 247L50 246V248H52V250H50V251L53 252V253L51 252L53 254V256H52L53 258L52 257L51 258H52V261L54 262V264H94L95 261L97 260L96 255H99L98 253H101V252H104V253H102L104 255L101 257L102 260L104 259L103 260L104 264H110V263L115 264L116 260L120 259L121 256L125 252L124 246H122L123 244L121 243V241L122 242L130 241V242H134V243L139 242L138 244H140V242L146 241L148 238L154 237L152 235L162 233V232H164V234L166 233V235H169V236L175 235L176 233H177V235L180 234V235H178V237L180 238V241H184L183 240L184 238L190 240V237L192 238L191 240H193V239L195 240V242H194L195 245L193 246L194 249H192V251H193V254L195 252L196 255L192 254V256H191L192 259L190 258V261L192 260V262H190V264H264V233H263L264 232V222L263 221H262L263 223L259 222L257 224V226L255 228H253V229H255L254 231H250L246 235L241 234L237 238L227 237L226 239L222 237L223 239H221L219 241H221V244L223 242L222 245L224 247L226 245L227 246L225 247V249H226L225 252L222 254L220 253L221 255L219 254V252L213 251V249H211L212 248L211 246H210V248H207V247H209V245H207V246L205 245L208 242L207 239H211V240L213 239V238H211L213 234L216 233L215 234L216 236L218 234L217 237H214L215 235H213L214 239L215 238L217 239V238H220L219 234L221 233V231H218V230H220L219 229V223L217 222L219 217L217 215H216L217 217H215V216L213 217V215H210L212 218H208L209 214L207 213L208 211H206L205 208H201V210H199V211H195L196 208H192L193 210L191 209L190 211L186 212L185 214L180 213L182 215L180 217H183L181 219L182 220L181 222H183L184 224L180 225L179 227H176L172 231V233H171V231H165L163 229H161L162 230L161 231L159 229L160 227H157L156 222L152 221L153 220L152 210H157V211L159 210V212L164 213L162 211H164V210L168 211L171 209V208H169V205H167V203L165 202L166 207L165 208L162 207L163 205H165L164 202L162 201L163 203H160L161 200H158V202H157L155 197L152 198L154 196V194L149 192V191L138 190V193L136 195L133 194V192H132L133 183L137 182L141 178H144V176H146V177L148 176L147 175L148 174L147 169L145 168V165L143 164L144 162L141 159L142 157H141V155H139L141 153L137 154L134 157V160L130 161V164L128 163V161L126 162L127 166L129 164L130 168L129 167L127 168L125 166V168H124V169H126L125 171L123 168H122L123 171H122V169H119L117 171L115 168L119 163H122V161H120V160H119L120 162L118 161L119 163L116 162V163H113L112 165H110L111 167L110 166L101 167V168L97 167L95 160L87 158V156H84V155L83 156L79 155V152H81V151H78V150H81V149H79V144H77L74 140L72 141L71 137L69 135L65 134L69 138L67 136L65 137V135H64V138L62 140L63 136H62L61 132L60 133L57 132L58 128L56 127L57 128V130H56L54 127L55 126L54 122H52L50 120L51 116L50 117L45 116ZM97 117H99L98 120H97ZM97 123H99V125ZM150 127L151 126L148 125V127L145 128V132H142V138H141L140 143H139L138 151L143 150V149L149 150V148L153 147V142L151 139L152 138L151 128ZM95 132H96V134H93ZM2 134H3V136H1ZM30 134L32 135V137L34 135V138H35V135H36V136H38V138L33 139ZM59 134L62 137L59 136ZM58 137L61 138V141L63 142L64 145L62 144V142L60 141V139ZM58 139H59V142H61L63 147L58 144L59 143L57 141ZM226 139L227 140H225V139L218 140V141H220V142H218L219 144L222 143V144H220L219 148H221L223 151H224V149H225V151L231 149V151L229 150L228 151L229 153L227 152V154L223 152L224 154L227 155L226 157L228 158L230 156L229 159L233 158V160L235 159L234 161L239 160L241 162L244 160L243 162H247L250 157H246L242 153V150L240 151V148H238L232 142L231 138H229V139L226 138ZM64 140H65V142H64ZM223 141H224V143H223ZM36 144H38V145H36ZM233 144H234V146H236V148L233 146ZM222 145L224 146V148L222 147ZM37 146L39 148H41L43 151L37 150L38 149ZM93 148L97 149L96 146H94ZM58 150L61 152H59ZM157 153L158 154H156V157L160 158V160L157 159V161L158 162L160 161L162 168H164V166H165V168H168V169L171 168L170 170L172 173L173 172L176 173L177 170H180L182 168L181 166L184 165L183 160H181L179 162L178 160H176L177 157H175V158H172L174 156L169 157V155L166 152L165 153L157 152ZM165 154H167L168 156H165ZM159 155H161V156L158 157ZM64 157H65L66 161H65ZM61 159L62 160L64 159V160L62 161ZM11 161L12 162L15 161L16 164L15 163L12 164ZM61 161H62V165H61ZM64 161H65V164H63ZM67 161L70 163L69 165H68ZM249 161H251V159ZM8 162H10V165L12 164L13 167L15 166L14 168L18 169V171H16V173L14 171V174H15L14 179H13V177H10V179H9V180H11V178L13 179V180H11V182L13 181L12 184L14 185V183H15V186L11 185L9 180L3 179L5 176H6V178H9L8 175L4 174L6 172L4 167L7 164H9ZM91 162H92V164H91ZM41 163H43V164H41ZM81 163H82V165H81ZM176 163H178L179 165ZM257 163H259V166L261 165L260 166L261 169L262 168L264 169V157L260 158V160ZM34 164H35V166H34ZM114 164H115V167H113ZM162 164H164V165H162ZM17 165H18V167H21V169L18 168ZM67 168L69 170H67ZM59 169H61L62 172H60ZM90 169H92V170H90ZM77 171H81V172H77ZM85 171H87L88 173L86 172L87 173L86 174ZM178 172L181 175L183 173L185 174V172H181V171H178ZM71 173L68 176H71L72 175ZM2 176H3V178H2ZM84 176H85V178H84ZM125 176H127V177L125 178ZM178 176L176 178H178ZM121 178H125L126 181L117 183L116 181L118 179L121 180ZM94 181H98V182H94ZM128 181H130V182H128ZM114 182H116L117 185ZM124 182H125V184H124ZM126 182H127V184H126ZM25 183H29V184H26L27 188L31 187L30 190H32V188L34 190V191L30 192L32 195L30 194L31 196L29 198L24 197L25 200L28 199L29 203H27V202L24 203L23 202L24 201L23 196H21V194H22L21 190H23L24 189L23 187L26 186ZM95 183H97V185H95ZM120 183H123V184H120ZM241 183L242 182L238 181V182H235L234 184H232L231 188L229 187L230 189H228L229 190L228 192H230V195H231V193H234V195L240 194V193L243 194V192L248 191V189H249V191H250V189H251V191L253 189H255V190L257 189V188H255V185H250L247 187V186H244V184L242 185ZM23 184H24V186L23 187L21 186V188H19L20 185H23ZM31 184L34 185V187H32ZM112 184H113V186L115 184V187L119 186V185H121V186L124 185V187H125L124 190L126 192H125V195L122 197L123 198L122 199L123 207H122L120 212H117V213L110 212V213H107V215L105 214V216H104V214H100V212L98 213L97 210L96 211L94 210V207H95L94 205L97 204V206H98L101 203V201L103 200V198L101 197V194H100L101 191L99 193L98 189L99 188H107L110 185L112 187ZM9 187H11L10 190H9ZM19 189H21V190L19 191ZM40 191L44 194H42ZM136 191H137V189H136ZM254 191H253L254 195L252 194V196H253L252 198L257 197V195L259 194L257 192L255 193ZM43 195L45 197L47 196L46 199ZM32 196H34L33 197V198H35L34 200L31 199ZM215 198L216 199H214L213 201L214 202L216 201L218 203L213 202L214 206L216 204V206L219 205V207H222L223 203L221 201H219L221 198H219V197H215ZM243 198H245V197L240 198L237 202L244 200ZM131 199H134V200H131ZM29 200H32L31 204H30ZM136 200H138L139 202ZM45 202H47V203H45ZM134 202H137L139 204L141 203V205H143L144 207H147L148 209H144V210L138 209V207H137L138 204L136 205V203H134ZM219 202H220V204H219ZM26 203H27L28 207H26L27 206ZM48 203H51V205H54V207L52 206V208H51L50 204H48ZM53 203H55V204H53ZM159 204H161V206ZM15 205H19V207L17 206L18 208H20V206H22V205H26L24 210H21L22 207L19 209L23 213L25 212V214L22 213L23 215H21V217L17 218L19 212H16L17 207ZM155 205L156 206L158 205V207H155ZM2 206H3V208H2ZM99 206H101V204ZM7 207H9V208H7ZM44 207H45V209H44ZM13 208H15V209H13ZM166 208H168V209H166ZM5 209H6V211H5ZM203 209H205V211ZM37 210H39L40 212L38 211L39 212L38 213ZM46 210H47V212H46ZM60 210H63V212H60ZM81 210L82 211L85 210V212L84 211L82 212ZM89 210H90V212L94 210L95 214L98 213V215L100 214V216H97V214L96 215L95 214L94 215L88 214L89 215V216H87V217H89L88 219H87L86 215H84V217H83L82 215L84 213H86V211L89 212ZM29 211H28V214H29ZM191 211H194L195 213L191 212ZM79 213H81V216L83 219L85 218L81 227H77V225L76 226L72 225V224L76 223L74 221L82 219L81 216L80 217L77 216ZM166 213H169V211ZM170 213H171V211H170ZM14 214H16V215H14ZM6 215H7V213H6ZM193 215H196L197 217H193ZM14 216L17 219H15ZM34 216H33V219H31V221L34 220V222H35V219H36L37 223H39L40 220H38L37 217L34 218ZM95 216L98 218H96ZM190 217H193V218L190 219ZM39 219H41V218L39 217ZM24 220H26V219H24ZM85 221H86V223H85ZM11 222L12 223L16 222V223H13L14 224L13 225V224H11ZM34 222L31 224H34ZM210 222H212L214 224L213 225L210 224V226H209L208 223H210ZM216 222H217V224H216ZM8 223H10V224H8ZM84 223H85V225H84ZM185 223H187V224H185ZM5 225H6V227H4ZM2 227H3V229H1ZM33 227H34V225H33ZM5 228H7V229H5ZM13 228H15V229H13ZM11 231H12V233H11ZM208 232H209V234L211 232V234H210L211 237L208 234ZM261 232H262L263 236L261 235ZM189 233H191V234H189ZM1 234H0V237L2 236V238H4V237L7 238L5 235L3 236ZM206 234H208V236L210 238L207 237ZM193 235H194V237H193ZM119 236L120 237L123 236V237L120 238ZM220 236H222V235L220 234ZM1 240L2 239L0 238V243H1ZM196 240H198V241H196ZM177 241L179 242V240H177ZM117 243H119V244H117ZM115 244H117L119 246L116 247L117 245H115ZM110 246L113 249L112 250L113 252L110 251V253H107V250H108V252L110 250ZM205 246H206L207 250H205ZM102 247H104L103 248L104 250L101 249ZM97 250H98V253H97ZM99 251H101V252H99ZM119 251H120V254H118ZM116 252H117V254H116ZM121 252H123V253H121ZM208 252H210V253H208Z\"/></svg>","mask_w":264,"mask_h":264}]
</instances>
